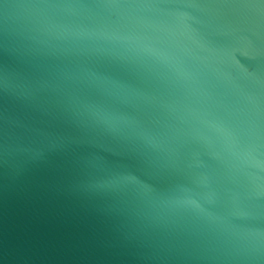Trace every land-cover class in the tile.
Returning <instances> with one entry per match:
<instances>
[{
	"label": "water",
	"instance_id": "water-1",
	"mask_svg": "<svg viewBox=\"0 0 264 264\" xmlns=\"http://www.w3.org/2000/svg\"><path fill=\"white\" fill-rule=\"evenodd\" d=\"M0 264H264V0H0Z\"/></svg>",
	"mask_w": 264,
	"mask_h": 264
}]
</instances>
